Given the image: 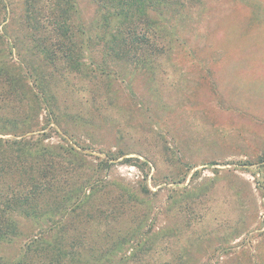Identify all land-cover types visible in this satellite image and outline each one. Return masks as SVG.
<instances>
[{
	"label": "rangeland",
	"instance_id": "374dc122",
	"mask_svg": "<svg viewBox=\"0 0 264 264\" xmlns=\"http://www.w3.org/2000/svg\"><path fill=\"white\" fill-rule=\"evenodd\" d=\"M5 2L4 30L17 42L21 67L31 60L45 76L37 82L45 94L28 92L17 112H40L51 144L72 146L94 164L123 155L110 162L117 177L148 175V188L160 189L150 204L162 203L153 227L164 242L153 258L264 264V0L168 4L159 23L162 54L151 65L105 67L96 50L93 62L78 53V73L30 58L22 0ZM75 2L76 22L92 31L94 3Z\"/></svg>",
	"mask_w": 264,
	"mask_h": 264
},
{
	"label": "trees",
	"instance_id": "16d2710c",
	"mask_svg": "<svg viewBox=\"0 0 264 264\" xmlns=\"http://www.w3.org/2000/svg\"><path fill=\"white\" fill-rule=\"evenodd\" d=\"M91 1L99 20L88 31L76 22L75 0H22L30 58L48 70L56 65L78 73V53L93 62L97 50L105 67L124 63L143 70L162 54L159 23L168 4L182 5L181 0ZM7 12L0 0V109L8 111L0 116V264H181L178 258H153L164 242L161 229L153 227L162 203L150 204L160 189L148 188V175L137 182L117 177L110 162L123 155L94 164L72 146L51 144L38 126L40 112H17L28 92L45 94V85L37 84L45 76L31 60L21 67L17 42L5 34ZM151 179L154 187L160 185ZM24 222L27 233L21 230ZM11 246H18L12 256L5 253Z\"/></svg>",
	"mask_w": 264,
	"mask_h": 264
}]
</instances>
